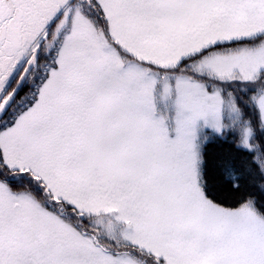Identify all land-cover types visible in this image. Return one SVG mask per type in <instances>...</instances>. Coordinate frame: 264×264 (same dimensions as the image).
<instances>
[{
    "label": "snow or ice",
    "instance_id": "obj_1",
    "mask_svg": "<svg viewBox=\"0 0 264 264\" xmlns=\"http://www.w3.org/2000/svg\"><path fill=\"white\" fill-rule=\"evenodd\" d=\"M0 264H264V0H0Z\"/></svg>",
    "mask_w": 264,
    "mask_h": 264
}]
</instances>
